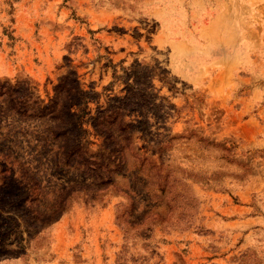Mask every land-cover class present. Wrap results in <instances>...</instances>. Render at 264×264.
I'll list each match as a JSON object with an SVG mask.
<instances>
[{
  "label": "rangeland",
  "instance_id": "374dc122",
  "mask_svg": "<svg viewBox=\"0 0 264 264\" xmlns=\"http://www.w3.org/2000/svg\"><path fill=\"white\" fill-rule=\"evenodd\" d=\"M0 264H264V0H0Z\"/></svg>",
  "mask_w": 264,
  "mask_h": 264
},
{
  "label": "trees",
  "instance_id": "16d2710c",
  "mask_svg": "<svg viewBox=\"0 0 264 264\" xmlns=\"http://www.w3.org/2000/svg\"><path fill=\"white\" fill-rule=\"evenodd\" d=\"M138 167H136V170L135 171H139L140 170V167H141V161H138ZM111 164L115 167V168H117V167H119V161H118V163L117 162H115V160H112V162H111Z\"/></svg>",
  "mask_w": 264,
  "mask_h": 264
}]
</instances>
